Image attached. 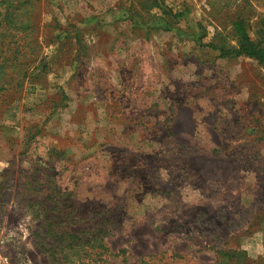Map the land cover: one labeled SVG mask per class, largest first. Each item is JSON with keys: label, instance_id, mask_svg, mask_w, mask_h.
Listing matches in <instances>:
<instances>
[{"label": "rangeland", "instance_id": "rangeland-1", "mask_svg": "<svg viewBox=\"0 0 264 264\" xmlns=\"http://www.w3.org/2000/svg\"><path fill=\"white\" fill-rule=\"evenodd\" d=\"M23 1L2 23L0 264H264V66L204 46L236 47L241 19L264 48V0Z\"/></svg>", "mask_w": 264, "mask_h": 264}, {"label": "trees", "instance_id": "trees-1", "mask_svg": "<svg viewBox=\"0 0 264 264\" xmlns=\"http://www.w3.org/2000/svg\"><path fill=\"white\" fill-rule=\"evenodd\" d=\"M27 0H24L26 2ZM22 4L21 0H0V52H5L4 50V40H7L11 32H7L5 27H3L2 23L4 21H8L10 25L15 24V20H19V17L17 15L16 5ZM2 10L4 11V14L2 13ZM181 16V15H180ZM232 29L233 34L236 38L237 46L232 47L229 49L223 48L221 45H217L214 43H210L208 45H204L210 50L214 52H218L219 58H226V59H236L240 57L249 58L254 61H256L259 65L264 66V48L258 46L250 37L248 28L245 24V22L241 19H237L232 23ZM15 36V34H14ZM7 61V60H6ZM3 64V63H1ZM0 64V66H1ZM47 209H44V212H46ZM47 220V219H46ZM49 231L46 232V236L48 235ZM83 231H61L59 235H51L52 238L56 240V244H58V247L63 248L70 247L77 249L78 251H81L82 245H86L87 242H82L80 236L83 235ZM98 241L93 242V245L90 247L93 248H99L100 250L105 249L104 244L100 241V239H96ZM43 242V238H42ZM79 243V244H78ZM53 244H51L49 247H45L43 245L40 246V249L44 254L48 257V259H51L54 255ZM44 249V251H43Z\"/></svg>", "mask_w": 264, "mask_h": 264}]
</instances>
